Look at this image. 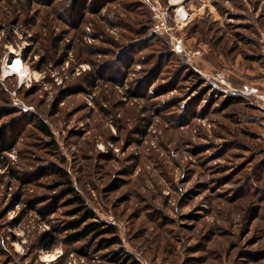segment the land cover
I'll return each instance as SVG.
<instances>
[{
  "label": "rangeland",
  "instance_id": "1",
  "mask_svg": "<svg viewBox=\"0 0 264 264\" xmlns=\"http://www.w3.org/2000/svg\"><path fill=\"white\" fill-rule=\"evenodd\" d=\"M170 3L0 0V264H264V0Z\"/></svg>",
  "mask_w": 264,
  "mask_h": 264
},
{
  "label": "built area",
  "instance_id": "2",
  "mask_svg": "<svg viewBox=\"0 0 264 264\" xmlns=\"http://www.w3.org/2000/svg\"><path fill=\"white\" fill-rule=\"evenodd\" d=\"M173 1H177V0H173ZM180 1H182V0H180ZM171 2H172V0H171ZM180 7H183V6H180ZM180 7L175 8V12H174V20H175V22L177 24V27H179V28L182 27L183 25H185L188 22L189 18H190V14L189 13L185 12V13L181 14L179 12ZM166 14H167L166 11L161 10V9H159L157 7H155L153 9L154 22H153V25H152V29L154 31H156V32H166L168 34L171 33V29H170L169 25L167 24ZM172 46H173L174 51H176L178 53H182L183 52L184 55L187 57L188 62L190 64L195 62V59L198 57V55L200 53V51L198 49L194 50V49H187L186 47H184L183 44H182L181 39H178V38H174L173 39ZM13 63H14V60H12V64ZM13 72L14 71H11V72L8 71L5 75L6 76H11V75L14 74ZM217 76H219V74ZM255 96H256L257 99H259L261 101V103H262V105L264 107V94L255 93Z\"/></svg>",
  "mask_w": 264,
  "mask_h": 264
},
{
  "label": "trees",
  "instance_id": "3",
  "mask_svg": "<svg viewBox=\"0 0 264 264\" xmlns=\"http://www.w3.org/2000/svg\"><path fill=\"white\" fill-rule=\"evenodd\" d=\"M81 3H83V2H77L76 7H78ZM39 127L41 130H43L44 134H47V135L49 134V131L47 130V128L44 124L40 123ZM71 190H73V189H71ZM74 200L79 202V204H81V199L78 195H75ZM77 210L83 211L82 218L80 220H78L80 222L86 221V220L94 217V213L90 209L81 208V209H77ZM114 232H115V230H114V227H112V226L100 228L98 223H96L94 221H90L84 225V227L77 233V235L85 237L91 233H93L94 235H100L102 233L113 234ZM102 241L105 243V245H109V244L118 242L119 239L116 235H113V237L108 238V239L105 238Z\"/></svg>",
  "mask_w": 264,
  "mask_h": 264
},
{
  "label": "bare ground",
  "instance_id": "4",
  "mask_svg": "<svg viewBox=\"0 0 264 264\" xmlns=\"http://www.w3.org/2000/svg\"><path fill=\"white\" fill-rule=\"evenodd\" d=\"M183 2V0L182 1H180V0H177V1H173L172 0V2H171V5L172 6H174L175 8H178V7H180L181 5V3ZM176 3H179L178 5H175ZM179 12L182 14V13H185L186 11L184 10V8L183 7H180V9H179ZM11 51H12V49H11ZM12 60H14V63L12 64ZM12 60H10L9 62H7L4 66H5V68H4V66H3V69H4V71H9V72H11V71H14L13 73L17 76V77H19V75H21L22 74V71H24V70H26V68H25V66H24V64H23V62H22V59H21V57L20 58H17V57H12ZM20 61V62H19ZM12 64V65H11ZM25 68V69H24ZM21 71V72H20ZM13 74V75H14ZM18 248V247H17ZM56 258H55V256H54V254L53 253H49V252H43V254H42V256H41V261H43V262H47V264H48V262H52V261H54Z\"/></svg>",
  "mask_w": 264,
  "mask_h": 264
},
{
  "label": "crops",
  "instance_id": "5",
  "mask_svg": "<svg viewBox=\"0 0 264 264\" xmlns=\"http://www.w3.org/2000/svg\"><path fill=\"white\" fill-rule=\"evenodd\" d=\"M261 84L263 85V87H264V80L261 82Z\"/></svg>",
  "mask_w": 264,
  "mask_h": 264
}]
</instances>
